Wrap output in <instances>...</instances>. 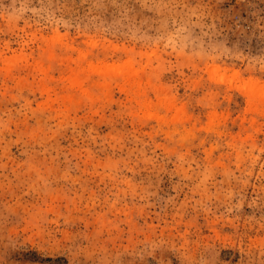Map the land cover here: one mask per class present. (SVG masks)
<instances>
[{"label": "rangeland", "instance_id": "rangeland-1", "mask_svg": "<svg viewBox=\"0 0 264 264\" xmlns=\"http://www.w3.org/2000/svg\"><path fill=\"white\" fill-rule=\"evenodd\" d=\"M0 264H264V0H0Z\"/></svg>", "mask_w": 264, "mask_h": 264}]
</instances>
